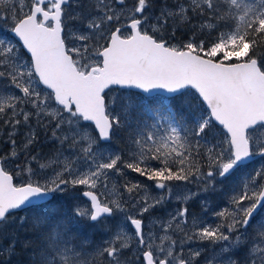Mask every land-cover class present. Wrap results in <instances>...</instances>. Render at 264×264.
Returning <instances> with one entry per match:
<instances>
[{"label": "snow or ice", "instance_id": "1", "mask_svg": "<svg viewBox=\"0 0 264 264\" xmlns=\"http://www.w3.org/2000/svg\"><path fill=\"white\" fill-rule=\"evenodd\" d=\"M153 8L154 0H0V23L9 25L0 35V123L10 129L13 149L20 127L29 129L26 146L34 143L33 121L60 145L36 168V156L23 163L16 151L0 156V239L8 240L0 246V264H12L18 246L29 264H200L209 245L207 264H264V222H256L264 211V167L231 196V211L212 213L217 223L195 217L188 206L200 198L206 210L218 185L253 157L264 159L258 135L264 131V0L171 6L162 0L158 14ZM170 20L205 35L173 44L174 34L165 32ZM117 87L170 96L155 108L145 103L152 123L133 124L132 105L110 95ZM189 91L200 102L199 116L183 106ZM122 132L130 154L109 150ZM129 171L152 181L157 194L150 196L139 180L110 190L112 178ZM173 181L199 191L174 194ZM173 199L179 206L157 221L161 235L145 216ZM58 200L67 212L49 209ZM18 211L37 213L32 230L39 244L3 230L12 224L25 230ZM86 229L107 237L94 253L73 236Z\"/></svg>", "mask_w": 264, "mask_h": 264}, {"label": "trees", "instance_id": "2", "mask_svg": "<svg viewBox=\"0 0 264 264\" xmlns=\"http://www.w3.org/2000/svg\"><path fill=\"white\" fill-rule=\"evenodd\" d=\"M164 2H167V0H164ZM161 6H162V0H154V8H153L152 15L158 14ZM192 23L197 24L198 22L194 20ZM155 27L159 28V25H155ZM165 32L168 35L174 34L175 39L172 40V43L177 44V45L187 42V39L192 37L193 35H196L197 39H199L202 35H205L204 31H197L196 33H194L191 26L184 24L182 22L177 23L171 20L169 21V26L165 29ZM114 91L110 93V95L120 96L122 99H124L126 102L132 105L133 110L130 111V113L128 114V118H129V121L132 122L133 124L137 122L145 121L146 119L149 123H152L153 120L151 118V114L149 112L144 111L145 103L155 108L156 106L163 104V102L167 99V97H164L161 95L147 97V96H144L134 91H116L118 94L116 95ZM183 106L187 108L188 111L190 112L194 111L197 116L201 114V112L199 111V109L201 108L200 102L199 100L193 99V96L190 91L185 95V97H183ZM36 125L37 124L35 123V121H33L32 122L33 130L31 129V131H33L36 135V140L33 145L26 146V137L29 133V129L27 127H20L15 132L14 137H13L16 140L15 149H13V147L11 146V143L9 142L8 133L10 132V129L5 127L1 131L2 135L0 134V156L8 157L12 151H16L17 153H19V162H21L26 155L29 160L31 158V155L33 156L39 155V156H42L43 158H49L51 156L57 155L60 149V145L55 140H52L51 130L45 129L42 125H37V126ZM215 134L217 136V139H223L222 131L219 128H217ZM113 142H115V145H116L115 148L119 151V153H122V154L129 153L130 145H129L127 133L122 132L120 135L115 136L113 138ZM35 149L37 150V153H34ZM201 151H202V156L200 157V163L202 164V168L207 169V163H206V157L208 154L207 146L203 148ZM8 162H12V160L9 159ZM260 163L261 161H256V162L249 163L248 165L241 167L240 169H244L245 171L238 170L227 180V208L229 210H232L233 208V205L230 202V198L232 195H234V193H236L238 185L241 182L246 181V178L250 174L256 171V170H253L255 169L256 165ZM236 181L237 182L239 181L238 185ZM137 198H140V197L138 196ZM62 201L63 200L54 201L51 204L49 209L56 211L57 213H60V214L67 212L68 205L66 202H62ZM36 214L37 213L34 211L16 213L17 218L23 216L27 220V224L23 232H17L16 224L9 225L3 230L5 232H13L16 235L20 236L21 239L27 236L29 239H33L36 244H39V240H35L36 233L32 230V218ZM256 222L257 224L260 222H264V211H261V213L258 214V216L256 217ZM73 236L76 238L77 242H83L84 244L93 245V246H97L101 244L106 238V236L103 233H99L97 230H94V229L83 230V234H81L80 232H75ZM7 243H8V240L0 239V246H6ZM88 245H87V249H88ZM10 252L11 250L9 249V254ZM15 252H16V255L12 261V264H29V257L25 251H23L18 246Z\"/></svg>", "mask_w": 264, "mask_h": 264}, {"label": "flooded vegetation", "instance_id": "3", "mask_svg": "<svg viewBox=\"0 0 264 264\" xmlns=\"http://www.w3.org/2000/svg\"><path fill=\"white\" fill-rule=\"evenodd\" d=\"M168 2H169V0H167V3ZM70 23H71V21H69V24ZM4 26H5V24L0 23V35H6V33L4 32ZM67 30L68 29H66V31ZM0 124H2V123H0ZM4 128L5 127L0 126V131H2ZM109 145L116 147L115 142H113V139H112V141L110 142ZM36 151L37 150L35 149L34 153H37ZM40 158L42 159L43 157L38 155L37 160L40 159ZM37 164L38 163L36 161L32 162V167L36 168ZM6 166H7V164H6ZM201 170L205 171L206 169L201 168ZM126 175H127V180H132V181L139 180L141 183H143L145 185H148L150 193L151 194L153 193L151 196H155L157 194V191H155V189L153 188V182L152 181H147L145 178L139 177L137 174L131 173L130 171L127 172ZM16 181H18V180H15V182ZM171 187L172 188H176V189H180L181 192H183V191H199V188H198L197 185H195V184H184L182 182L173 181V182H171ZM189 188H191V189H189ZM207 199H208V208L206 210L202 207V203H201L200 198H194V199L188 201L189 210L195 217L204 216L203 218H205L206 216L208 217L209 215L213 216V214H212L213 212L220 211L221 209L227 208V180L224 182V184H221V185L217 186V190H216L215 193H212L211 195H207ZM170 203H174L175 204V208H177L179 206V201H175V202L174 201H170L168 204H170ZM168 204L165 205L164 208L157 210L154 215L148 216L146 214L145 220L147 218H152L153 216H156V217H159V218L164 217L165 215H161V214H163V211L168 209V208L169 209L172 208V207L168 206ZM205 212L207 214H205ZM213 217H215V216H213ZM131 242H132V244L134 246L135 241L133 240ZM194 245H196V244H193L192 247H194ZM95 247L96 246L88 245L87 251L90 252V253H92V252L94 253V248ZM187 247L188 246L186 245L185 246V252H187ZM84 248L86 250L87 245H84ZM205 251H213V247L211 245H209L206 248ZM206 253H208V252H206ZM203 254H205V253H203ZM201 258H199V261H201Z\"/></svg>", "mask_w": 264, "mask_h": 264}, {"label": "rangeland", "instance_id": "4", "mask_svg": "<svg viewBox=\"0 0 264 264\" xmlns=\"http://www.w3.org/2000/svg\"><path fill=\"white\" fill-rule=\"evenodd\" d=\"M68 30H69V29H68ZM13 42H14V41H13ZM119 90H120V89H119ZM114 93H115L116 95H118L116 91H115ZM0 126L5 127L3 124H0ZM258 135H260L261 138H264V131L259 132ZM52 140H54V138H52ZM109 150H110L111 152H115L111 147H109ZM115 153H117V152H115ZM33 154H34V153H33ZM30 155H31V154H30ZM26 156H27V155H26ZM26 156H25V157H26ZM31 156H33V155H31ZM55 156H56V155H55ZM55 156H51V157H49V158H42V159L40 158V159H38L36 162H37V163H47L48 160L52 159V158L55 157ZM25 157L23 158V160H22L20 163H23V162H24ZM36 157L38 158V156H36ZM261 167H264V159L261 161L260 164H257L256 167H255V169H253V170L260 169ZM6 168H7V170L12 171V170L15 168V164L12 163V162H8ZM203 169H205V168H203ZM16 180H18V181H16V183H20V182H21L19 176L16 178ZM115 182H117L118 184H122L121 181H118L117 177H113L112 180L110 181V184H109V188H110V190H111V188H112L113 183H115ZM238 182H239V181H238ZM238 182L236 181L237 185H238ZM244 183H245V181L241 182V183L239 184L240 186L238 185L237 191H236V193H234V194H238V193L241 191V189H242L243 186H244ZM189 189H191V188H189ZM120 190H122V189H120ZM186 190H187V189H186ZM101 191L103 192V189H102ZM147 191H148V194H149L150 196L153 194V193H152V194L150 193V191H149V187H148V186H147ZM155 191H157V190H155ZM172 191H173L174 194H175V193H179V192H181L180 189H176V188H172ZM153 192H154V191H153ZM172 201L175 202V201H177V200L173 199ZM245 203H247V202H245ZM174 209H175V206L172 207L171 209L167 210V211L165 212V216H164L165 218H159V217H156V216H153L152 218H147V219L145 220L146 225H148L149 227H152L153 225H155L154 231H157V232L159 233V224L157 223V221H163L164 219H167L168 217H167L166 215H168V213L172 212ZM230 211H231V210H230ZM197 217H198V218H202L203 221H204V222H207V223H217V222H218V218L213 217L212 215H209L208 217L206 216L205 218H203L204 216H200V217L197 216ZM189 224H191V218L189 219ZM170 231H171V230H170ZM98 232H99V231H98ZM99 233H101V232H99ZM159 234L162 235L163 233H159ZM128 235H132L131 232H128ZM173 238H176V237L174 236ZM132 241H133V240H132ZM131 243H132V242H131ZM199 246H200L199 244H196V245H194L193 248H195V247H199ZM206 252H208V253H206ZM204 253H205V254H202L203 256H202V258H201L200 264H207V260L204 259V257H211L213 251H205ZM129 255H130V253H129ZM129 258H130V256H129Z\"/></svg>", "mask_w": 264, "mask_h": 264}, {"label": "water", "instance_id": "5", "mask_svg": "<svg viewBox=\"0 0 264 264\" xmlns=\"http://www.w3.org/2000/svg\"><path fill=\"white\" fill-rule=\"evenodd\" d=\"M130 90H133V91H136V92H139V90H136V89H130ZM157 94H164V95H166V96H170V94H168L166 91H164V90H159L158 92H154V93H152V94H143V95H146V96H154V95H157ZM259 158V156H256V157H253L252 158V160L251 161H247L245 164H247V163H250V162H252V161H254V160H257ZM259 211V210H258Z\"/></svg>", "mask_w": 264, "mask_h": 264}, {"label": "bare ground", "instance_id": "6", "mask_svg": "<svg viewBox=\"0 0 264 264\" xmlns=\"http://www.w3.org/2000/svg\"><path fill=\"white\" fill-rule=\"evenodd\" d=\"M36 126H37V125H36ZM32 130H33V128H32ZM32 132H33V131H32ZM47 135H48V134H47ZM47 135H46V136H47ZM6 141H7V140H6ZM42 143H43V142H42ZM11 146H12V145H11ZM57 149H58V148H57ZM12 150H13V149H12ZM34 151H35V150H34ZM36 152H37V151H36ZM40 155H42V154H40ZM41 157H42V156H41ZM260 213H261V212H260ZM73 234H74V233H73ZM76 234H78V233H76ZM91 236H92V235H91ZM77 238H78V237H77ZM89 241H90V240H89ZM98 243H99V242H98ZM98 243H97V244H98ZM89 253H90V252H89ZM92 253H93V252H92ZM129 256H130V255H129Z\"/></svg>", "mask_w": 264, "mask_h": 264}]
</instances>
